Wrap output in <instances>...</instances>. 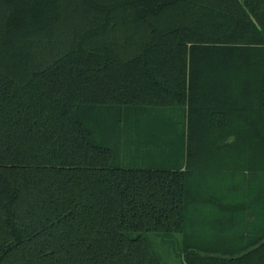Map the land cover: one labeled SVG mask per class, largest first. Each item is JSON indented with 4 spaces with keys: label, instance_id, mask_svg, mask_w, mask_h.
Returning a JSON list of instances; mask_svg holds the SVG:
<instances>
[{
    "label": "trees",
    "instance_id": "16d2710c",
    "mask_svg": "<svg viewBox=\"0 0 264 264\" xmlns=\"http://www.w3.org/2000/svg\"><path fill=\"white\" fill-rule=\"evenodd\" d=\"M263 8L0 0V264H264Z\"/></svg>",
    "mask_w": 264,
    "mask_h": 264
},
{
    "label": "crops",
    "instance_id": "0c3cea01",
    "mask_svg": "<svg viewBox=\"0 0 264 264\" xmlns=\"http://www.w3.org/2000/svg\"><path fill=\"white\" fill-rule=\"evenodd\" d=\"M264 9V8H263ZM264 21V20H262ZM131 128L130 133L134 135L133 140H127V154L128 156H133L134 161L139 160L140 163H144L147 160L150 163H156L161 165L166 164L163 161H166L164 153L159 152L157 146L148 148L146 144H143L147 135L152 134L154 130L155 134L160 132V118L157 115L146 116L142 115H133L128 117L126 120ZM156 138V137H155ZM145 159V160H144Z\"/></svg>",
    "mask_w": 264,
    "mask_h": 264
},
{
    "label": "rangeland",
    "instance_id": "374dc122",
    "mask_svg": "<svg viewBox=\"0 0 264 264\" xmlns=\"http://www.w3.org/2000/svg\"><path fill=\"white\" fill-rule=\"evenodd\" d=\"M147 238L162 264H183L179 256L177 243L172 237L148 234Z\"/></svg>",
    "mask_w": 264,
    "mask_h": 264
}]
</instances>
